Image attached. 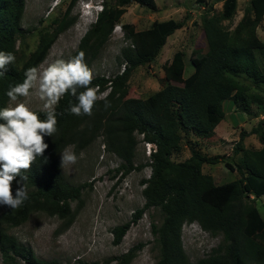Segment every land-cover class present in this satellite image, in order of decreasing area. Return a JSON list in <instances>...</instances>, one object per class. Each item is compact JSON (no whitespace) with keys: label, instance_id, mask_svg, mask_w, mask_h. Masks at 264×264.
Masks as SVG:
<instances>
[{"label":"trees","instance_id":"obj_1","mask_svg":"<svg viewBox=\"0 0 264 264\" xmlns=\"http://www.w3.org/2000/svg\"><path fill=\"white\" fill-rule=\"evenodd\" d=\"M75 1L71 0L62 16L61 30L68 29L74 22L69 16ZM114 1V6L104 4L96 23L89 28L71 58L83 51L85 62L91 68L131 5L137 4L152 13L159 11L155 0ZM237 3L238 0H224L220 15L213 12L203 15L205 50L192 52L190 61L194 72L184 77L185 55L182 51L176 52L163 66L165 86L147 99L128 98L129 80L139 67L151 65L159 58L168 38L186 26L189 14L178 22L155 21L143 31H137L132 24L122 25L124 38L129 42L118 58L124 71L111 79L94 77L90 86L99 85V92L107 96L96 102L91 116L71 114L66 111L70 102L78 101L70 94L61 98L55 107L59 131L53 137H45L48 149L26 172L29 199L16 210L0 205L3 264H54L38 259L31 248L21 244L9 231L25 224L35 213L58 217L64 221V228L73 223L77 211L72 210V203L81 201L84 185L72 186L66 181L60 156L69 145L79 155L99 137H103L108 153L124 161L122 169L126 174L145 166L151 169L150 177L142 182L146 203L134 214L132 224L148 211L160 214V223L152 224L157 264H245L246 261L264 264V216L260 208L253 205L255 199L264 198V120L250 132L241 133L234 153L241 155L242 163L234 167L225 162L231 172L240 176L232 182L217 185L213 176L203 172L204 165L223 163L224 157L202 155L191 146L189 159L173 160V155L182 150V132L198 138L214 135L225 119L223 103L226 101H233L238 112L259 118L251 109L253 98L249 87L239 79H250L258 89L264 90V70L256 56L257 52L264 51V42L257 33L264 20V0H251L241 20L231 30L223 23L234 18ZM25 7L26 0H0V51L16 54ZM48 43L43 37L37 51L21 68L15 62L7 66V72L0 77V109L8 106L9 87L22 83L25 71L38 66L41 52ZM255 100L264 107L261 99ZM37 113L42 120L46 119L45 112ZM137 135L155 145L156 152L150 155L147 165L135 167ZM252 135L258 138L260 149L242 147V142ZM16 186L14 181L13 194ZM194 223L205 232L222 236L221 245L197 263L188 260L182 244L183 226ZM130 225L113 230L116 245H120ZM134 253L132 250L114 260L117 264H131Z\"/></svg>","mask_w":264,"mask_h":264},{"label":"rangeland","instance_id":"obj_2","mask_svg":"<svg viewBox=\"0 0 264 264\" xmlns=\"http://www.w3.org/2000/svg\"><path fill=\"white\" fill-rule=\"evenodd\" d=\"M159 13L152 14L148 9L133 4L121 21L132 24L137 31L149 29L153 20L182 21L187 14L190 19L185 28L176 31L167 40L158 60L152 65L139 67L132 74L128 83V98L147 99L165 86L162 60L170 52L171 60L177 51L185 55V73L188 78L194 72L190 61L195 49L205 50L202 17L213 12L220 15L224 0H155ZM251 0H238L236 14L231 21H225L226 28L233 30L243 16L244 10ZM71 0H26L25 13L21 23V34L18 36L15 64L21 68L29 57L35 53L42 38L49 40L41 52L37 68L43 71L49 64L58 59L68 60L78 49V46L89 29L86 22L95 7L96 0H76L70 12L69 19L74 21L66 30H61V19ZM104 4L115 5L114 0H104ZM155 15V16H154ZM153 18V19H152ZM193 23H195L193 25ZM259 37L264 42V21L261 23ZM54 37V38H52ZM53 39V40H52ZM129 42L124 35L112 34L95 61L91 64L94 77L101 76L111 79L121 71L118 60L121 51ZM259 64L264 70V51L256 53ZM241 83L250 89L253 98L252 112L259 114L254 119L235 110L233 101L223 103L225 119L215 130L211 138H198L182 132V150L173 155L176 162H184L191 157L190 147L194 146L202 155L209 157H224V162L216 165H204L203 172L214 177L217 185L226 184L238 179L237 172H231L225 165L234 167L242 163L241 155L234 153L241 133L250 132L259 121L264 120V107L259 106L261 99L264 105V90L258 89L252 80L240 78ZM258 96V97H257ZM259 101V100H258ZM35 112H45L43 101L37 95L19 99ZM10 103V102H9ZM8 103V106H9ZM56 107V106H55ZM138 146L134 158V166L147 165L150 156L144 146L142 136L137 135ZM241 144V143H240ZM245 149H260L261 144L254 135L248 136L243 142ZM74 152V148L71 149ZM77 156L74 164L64 168L62 173L72 186L84 185L81 201L72 203V210L77 214L73 223L64 228V221L43 213H35L23 225L10 229V234L26 247L31 248L36 257L42 261L54 264H104L112 261L117 264L116 257L135 251L131 264H157L158 250L155 248V238L152 224L160 223V214L155 211L146 212L137 223L132 219L145 203L143 181L151 175V169L145 166L142 170H134L126 174L122 169L124 161L116 155L108 153L99 137L91 146ZM254 199V197H251ZM254 204L260 208L264 216V198L255 199ZM131 223L120 245L115 244L113 230ZM222 243V236L212 235L203 231L197 223L185 224L182 229V244L185 254L191 263H197L207 258ZM138 247H141L139 250ZM137 249V250H136ZM0 252V264H3ZM23 264V263H22ZM245 264H262L246 261Z\"/></svg>","mask_w":264,"mask_h":264},{"label":"clouds","instance_id":"obj_3","mask_svg":"<svg viewBox=\"0 0 264 264\" xmlns=\"http://www.w3.org/2000/svg\"><path fill=\"white\" fill-rule=\"evenodd\" d=\"M15 60L12 52L0 51V77ZM24 76L22 83L9 87L6 93L9 106L0 109V120L4 121L0 123V205L12 210L19 209L29 199L26 172L48 149L45 137H53L59 131L55 106L61 98L70 94L78 101L70 102L66 111L77 116H91L96 102L107 94L99 92V85L90 86L94 73L85 62L83 51L68 60L58 59L43 71L37 67L28 68ZM30 95H37L44 102L46 119L42 120L26 103L17 102L18 98ZM72 148L69 145L61 153L63 168L77 161ZM14 181L17 184L15 194Z\"/></svg>","mask_w":264,"mask_h":264},{"label":"built area","instance_id":"obj_4","mask_svg":"<svg viewBox=\"0 0 264 264\" xmlns=\"http://www.w3.org/2000/svg\"><path fill=\"white\" fill-rule=\"evenodd\" d=\"M97 3L95 5V7H93L92 9V13L91 15H89L90 20L86 22V28L89 29L92 24L96 23L97 19H98V15L103 11L104 9V0H96ZM114 34L120 33L123 34V27L122 25L119 23L115 26ZM124 35V34H123ZM124 71V67H122L121 69V73ZM107 96V94L104 96V98ZM103 98V99H104ZM143 138V137H142ZM144 146L146 148V150L149 153V156L153 153L156 152V146L150 143H146L144 142Z\"/></svg>","mask_w":264,"mask_h":264},{"label":"crops","instance_id":"obj_5","mask_svg":"<svg viewBox=\"0 0 264 264\" xmlns=\"http://www.w3.org/2000/svg\"><path fill=\"white\" fill-rule=\"evenodd\" d=\"M157 13H159V11L157 12ZM157 13H152V14H157ZM155 16V15H154ZM153 19V18H152ZM155 21H158V22H163V21H160V20H158V19H156V20H153V22H155ZM264 21V20H263ZM261 25V24H260ZM260 27V26H259ZM259 27H258V29H257V33H258V30H259ZM185 28V27H184ZM178 31H180V30H178ZM258 36H259V33H258ZM260 38V37H259ZM170 49V52L167 54V55H165V57H164V59L162 60V65H164L166 62H169V61H171L170 59H169V57H170V54H171V48H172V45L169 47ZM178 52V51H177ZM176 53V52H175ZM158 60V59H157ZM156 60V61H157ZM155 61V62H156ZM155 62H153V63H151V65L152 64H154ZM235 110H237L236 108H235Z\"/></svg>","mask_w":264,"mask_h":264}]
</instances>
